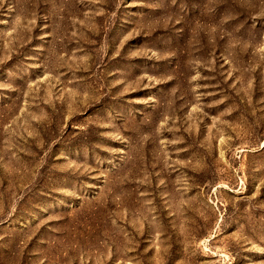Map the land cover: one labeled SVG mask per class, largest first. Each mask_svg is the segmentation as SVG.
<instances>
[{
  "label": "rangeland",
  "instance_id": "374dc122",
  "mask_svg": "<svg viewBox=\"0 0 264 264\" xmlns=\"http://www.w3.org/2000/svg\"><path fill=\"white\" fill-rule=\"evenodd\" d=\"M0 264H264V0H0Z\"/></svg>",
  "mask_w": 264,
  "mask_h": 264
}]
</instances>
